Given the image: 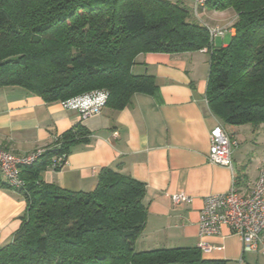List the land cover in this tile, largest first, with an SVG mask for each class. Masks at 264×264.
Returning <instances> with one entry per match:
<instances>
[{
  "label": "trees",
  "instance_id": "1",
  "mask_svg": "<svg viewBox=\"0 0 264 264\" xmlns=\"http://www.w3.org/2000/svg\"><path fill=\"white\" fill-rule=\"evenodd\" d=\"M206 6L237 14L226 47H212L209 28L181 2L0 0V89L21 87L46 102L103 90L106 106L122 110L136 93L158 92L154 76L132 71L140 53L208 48L210 109L224 124H264V0ZM89 136L77 124L21 167L27 206L11 242L0 247V264H226L204 258L199 246L138 249L146 185L119 169L102 168L88 192L41 180Z\"/></svg>",
  "mask_w": 264,
  "mask_h": 264
},
{
  "label": "crops",
  "instance_id": "2",
  "mask_svg": "<svg viewBox=\"0 0 264 264\" xmlns=\"http://www.w3.org/2000/svg\"><path fill=\"white\" fill-rule=\"evenodd\" d=\"M194 8V0H190ZM208 28L227 29L212 47H226L235 34L237 14L207 6L192 11ZM210 53L146 52L136 57L132 71L154 76L156 94L136 93L122 110L105 106L86 119L61 101L46 102L24 88L0 89V143L17 154L50 146L77 124L90 131L89 142L77 144L63 167L41 173L45 183L70 191H92L102 168L113 167L146 185L148 214L138 249L198 247L206 259L226 264H264L259 252H244L240 235L224 226L220 235L201 237L198 222L203 198L228 191L235 179L240 191L253 189L264 167V124L228 125L210 109L206 98ZM223 124L235 136L233 168L211 163V132ZM185 193L190 202L176 205L172 195ZM23 192L8 185L0 169V247L11 242L26 210Z\"/></svg>",
  "mask_w": 264,
  "mask_h": 264
},
{
  "label": "built area",
  "instance_id": "3",
  "mask_svg": "<svg viewBox=\"0 0 264 264\" xmlns=\"http://www.w3.org/2000/svg\"><path fill=\"white\" fill-rule=\"evenodd\" d=\"M208 0H194V11L206 6ZM227 29L216 26L209 28L211 45L216 36L224 35ZM208 52V48L202 49ZM108 93L95 90L61 101L67 109L78 110L82 119L100 113L106 106ZM237 144L235 136L223 124H218L211 132V145L208 160L233 168L232 149ZM45 148L37 149L29 154H17L0 143V169L6 178V183L20 191L26 182L21 175V167L31 165L44 153ZM65 158L58 157L52 167H63ZM66 162V161H65ZM176 205L190 202L191 197L185 193L172 195ZM224 226L241 236L244 252H259L264 255V167H261L258 178L250 193L240 191L234 179L231 188L218 194H210L203 198V206L199 216L198 232L201 237L220 235ZM203 251L211 247L200 242Z\"/></svg>",
  "mask_w": 264,
  "mask_h": 264
},
{
  "label": "rangeland",
  "instance_id": "4",
  "mask_svg": "<svg viewBox=\"0 0 264 264\" xmlns=\"http://www.w3.org/2000/svg\"><path fill=\"white\" fill-rule=\"evenodd\" d=\"M172 2H181L183 4H185L191 11H193V5L192 2L190 0H171ZM139 247V245H138Z\"/></svg>",
  "mask_w": 264,
  "mask_h": 264
}]
</instances>
